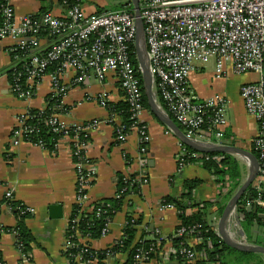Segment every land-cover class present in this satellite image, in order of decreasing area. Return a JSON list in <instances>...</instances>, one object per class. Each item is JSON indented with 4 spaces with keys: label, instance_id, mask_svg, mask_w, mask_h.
<instances>
[{
    "label": "crops",
    "instance_id": "obj_1",
    "mask_svg": "<svg viewBox=\"0 0 264 264\" xmlns=\"http://www.w3.org/2000/svg\"><path fill=\"white\" fill-rule=\"evenodd\" d=\"M126 1L129 0H80L79 5L87 14H95L101 9L115 10ZM10 3L16 17L25 14L38 17L44 12L64 16L66 13V6L59 0H11ZM50 42L46 37L42 44L46 46ZM13 49L14 43L10 38L0 39V258L4 264H70L66 254L69 248L66 231L76 204L78 183L71 140L60 138L55 151L50 152L17 133L23 113L30 108L46 107L51 81L45 75L32 97L18 98L8 76V70L16 62ZM73 79L72 72H65L61 77L67 91L63 96L65 109L59 112L58 121L63 126H87L83 133L89 141L83 145L85 159L81 162L88 163L92 172L85 189L88 205L115 198L119 191V176L128 182L135 180L138 186V191L129 189L126 193L121 209L109 221L107 234L89 240V247L100 251L116 243L123 235L127 212L139 221L135 241L158 237L168 240L175 234L179 218L177 209L163 204V200L167 196L180 199L184 181L190 179L201 180L191 195L194 202L213 201L208 221L218 233L215 203L226 197L228 182L222 185L198 162L185 163L180 169L179 157L185 151L184 145L150 108L144 107L138 119L139 126L145 127L148 140L141 142L140 130L136 126L125 133V140H118L116 127L121 125V117L110 114L108 108L99 102L100 97L111 104L125 101L113 73L102 79L89 74L79 84ZM257 79L256 73L235 74L230 67L225 74L216 76L213 61L197 65L188 79L190 89L200 100L215 94L225 97L226 135L232 138L234 145L251 153V142L257 136L258 126L247 112L239 89L242 84ZM91 122L97 125L88 126ZM143 146L144 151L141 152ZM234 157L239 161L243 183L248 175V163L240 156ZM256 185L255 181L252 186ZM259 191L264 193V182L260 184ZM6 192H11V200L6 198ZM7 201L18 202L28 210L25 224L33 236L28 258L17 247L14 230L17 218ZM51 206H59V209L53 211ZM195 211L196 208H188L186 213ZM197 242L193 237L186 238L189 246H195ZM175 247L168 240L159 252V258L140 264H180L179 259L172 255ZM116 258L122 263L127 256L120 254Z\"/></svg>",
    "mask_w": 264,
    "mask_h": 264
},
{
    "label": "built area",
    "instance_id": "obj_2",
    "mask_svg": "<svg viewBox=\"0 0 264 264\" xmlns=\"http://www.w3.org/2000/svg\"><path fill=\"white\" fill-rule=\"evenodd\" d=\"M5 0L1 10L0 39L10 38L14 43L15 60H24L23 74L28 90H19L18 84H11L17 90L16 96L27 99L34 95L40 80L48 75L51 81L50 96H63L67 91L61 82L65 72L74 74V82L79 84L92 74L102 79L113 73L120 85L124 100L131 110V118L138 124L141 142L148 140L144 125L139 126V115L144 109L142 85L137 68L130 61V46H135L136 26L134 10H108L95 14H87L79 4L66 9L64 16L44 12L40 16L25 14L15 16L10 3ZM64 4V3H63ZM131 5V3H130ZM133 8V6H132ZM140 18L143 23L148 69L153 77L152 91L154 98L174 122L181 128L184 135L203 145H234L232 138L226 135L227 101L224 96L215 94L200 100L194 95L188 84L190 72L197 66L214 62L216 76H221L230 69L235 74L256 73L255 82L242 84L239 92L247 112L256 120L257 136L252 140L253 149L261 154L259 175L256 179V190L264 182V0H140ZM52 35L49 48L44 54L40 50L44 36L41 32ZM60 61L57 73H45L46 66L53 61ZM101 105L105 99L100 97ZM65 108L58 109L50 115L48 123L53 130L61 131L73 128L86 132L87 126H63L58 121V114ZM28 111L19 119L17 133L24 134V122ZM91 122L88 126H96ZM205 125L204 128L202 126ZM123 125L116 127L117 139L125 140ZM67 137V132L64 136ZM70 139V138H69ZM72 153L79 155L84 144L78 145ZM185 151L179 157V168L186 163V157H196L195 153ZM144 146L141 147V152ZM218 161L221 157H215ZM247 162V161H246ZM77 173L76 204L81 210H92L88 205L85 189L92 178L88 163L75 162ZM115 194V198H124L135 180L127 181ZM124 195V196H123ZM11 200V192H6ZM167 206L171 204H165ZM250 206V203L247 204ZM26 211L28 212L27 208ZM31 211V210H30ZM100 208L97 209L99 213ZM218 218V217H217ZM228 221V232L231 228L242 230L237 207L231 211ZM219 218L215 222L218 223ZM109 221L102 229L100 236L108 232ZM238 227V228H237ZM194 229L186 231L179 228L174 234L182 237L192 235ZM78 241L84 245L83 250L75 254L78 264H90L82 261V252L91 250L87 237L76 231ZM232 237V236H231ZM247 237V236H246ZM233 238V237H232ZM234 239V238H233ZM248 239V238H247ZM249 244L246 239H235ZM68 246L75 244L67 240ZM146 253L137 255L140 262ZM172 255L181 256L187 262H195L200 254L192 247L181 245L172 250Z\"/></svg>",
    "mask_w": 264,
    "mask_h": 264
},
{
    "label": "trees",
    "instance_id": "obj_3",
    "mask_svg": "<svg viewBox=\"0 0 264 264\" xmlns=\"http://www.w3.org/2000/svg\"><path fill=\"white\" fill-rule=\"evenodd\" d=\"M67 8L79 4L80 0H59ZM5 3V0H0V22L2 20L1 10ZM127 10L132 12L133 8L130 5V1L126 3H121L119 8L115 10ZM108 11V9H101L100 12ZM42 35L48 36V39L52 40V35L47 32H41ZM48 45L42 47L40 50L41 54H44ZM21 51H13V54L20 53ZM130 61L135 67H139L138 60L136 56L135 46H130ZM24 60H16L13 68L8 70V76L10 83L18 84L19 90H28V85L25 84V75L22 73ZM60 70V61H53L46 66L44 72L57 73ZM137 74L140 78L141 85L142 76L141 71L137 68ZM13 93L17 94V90L13 89ZM142 100L145 108H149L146 95L142 87ZM61 96L47 97V105L44 109L30 108L28 110L27 118L24 122L23 137L26 141L33 144L40 145L50 152L55 151V146L60 138L64 136V132H67V136L70 139L75 138L78 145L85 144L89 141V137L83 132L76 131L73 128L68 130L56 131L53 130L54 126L48 123L50 115L65 107L61 105ZM105 107L108 108L110 114L119 115L121 117L123 125V133H129L130 129L137 127L138 124L133 118H131V110L126 101L119 102L117 104L105 103ZM205 125L202 126L204 128ZM252 153L258 158L261 156L258 150L253 149ZM71 151L74 153L77 148L74 142H71ZM187 151L190 153H195L196 157H186V163L198 162L202 168L207 170L212 175L217 177V181L224 185L226 182H230V186L226 197L222 202L215 203L216 214L221 215L225 207L226 201L229 196L236 191L241 185V172L239 161L234 157V155L229 153L220 152H208L201 153L186 147ZM215 157H221L220 160H216ZM73 159L76 162H81L84 158L83 151L79 152V155L73 154ZM264 163V157H263ZM264 169V165L262 166ZM200 179H190L184 181V192L180 199H175L167 196L163 200V204H171L178 211L179 225L176 231L183 227L186 231L194 229L192 235H183L182 237H177L175 235L171 236L168 240L172 242L174 246H189L186 243V238L193 237L198 242L192 247L196 252L200 254V258L196 260L193 264H249L251 260L261 254L253 252H245L237 250L229 245H227L218 235L215 229H213L208 221V216L211 213V207L214 204L213 201H200L194 202L192 198L193 190L200 184ZM118 188L126 186L127 183L124 181L123 176L118 177ZM131 190L134 192L138 191L137 184H132L130 186ZM252 196V200L247 199L246 194ZM245 195L241 197L237 204V213L245 234L247 238L253 244H263L264 243V193L256 190L255 186H250L247 189ZM124 196V195H123ZM8 205L11 207L17 218V225L15 227V239L17 247L20 252L23 253L25 258H28V254L31 252V243L33 241V236L31 235L29 229L26 227L25 219L29 216L26 211V207L15 201H7ZM123 203V198H108L93 204L92 210H81L80 206L77 204L73 205L72 215L69 220L66 238L70 243L75 244L73 247L67 248V256L69 258L70 264H78L74 260V255L79 251L83 250L84 245L81 244L77 237L76 231L80 233L81 236L87 237L89 240L96 239L100 237V233L104 228L105 224L110 221L113 215L121 209ZM250 206H255V210H247V204ZM100 208L99 213L97 209ZM188 208H196L195 212L187 214L186 210ZM210 210V211H209ZM139 224L138 219H134L132 215L127 212L126 214V224L123 230L122 237L116 241L112 246L96 251L88 250L82 252V261H92L90 264H140V261L135 258L137 255L145 252V258L141 262H146L151 259L159 258V252L165 245L166 239L158 237L155 239L141 238L139 241H135L136 236V226ZM120 254H126L127 258L124 262L119 263L117 256ZM263 256V255H262ZM179 259L180 264H190L186 262L181 256H176ZM0 264H4L0 258Z\"/></svg>",
    "mask_w": 264,
    "mask_h": 264
},
{
    "label": "water",
    "instance_id": "obj_4",
    "mask_svg": "<svg viewBox=\"0 0 264 264\" xmlns=\"http://www.w3.org/2000/svg\"><path fill=\"white\" fill-rule=\"evenodd\" d=\"M134 10L135 26H136V36H135V51L138 60V65L141 71L142 76V87L147 98V102L150 110L168 126L175 136L181 141V143L191 148L194 151L201 153L208 152H220V153H229L242 157L248 163V175L239 188L234 192V194L228 199L225 204V207L220 215V218L217 223V231L219 237L229 246L245 252H253L261 254L264 256V243L263 244H244L236 241L231 237L228 232V221L231 214V211L237 207V204L241 197L246 194L247 189L254 184L258 175H259V162L256 156L236 145H203L197 142H194L188 139L181 128L174 122L169 114L164 110H161L157 105V102L154 98L152 85L153 77L148 69V60L146 53L145 37H144V28L143 23L140 18V0H129ZM249 201L252 200L250 194H246ZM59 206H51V210H58ZM255 206H247V210H255Z\"/></svg>",
    "mask_w": 264,
    "mask_h": 264
},
{
    "label": "rangeland",
    "instance_id": "obj_5",
    "mask_svg": "<svg viewBox=\"0 0 264 264\" xmlns=\"http://www.w3.org/2000/svg\"><path fill=\"white\" fill-rule=\"evenodd\" d=\"M227 186H228V188H229V186H230V182H228V184H227ZM234 192L235 191H233V193L231 194V196L234 194ZM231 196H229V198L231 197ZM228 198V199H229ZM228 199H227V201H228ZM226 201V202H227ZM217 217L218 218H220V216L219 215H217ZM241 224V223H240ZM241 227H242V230H243V232L245 231L244 229H243V226L241 225ZM238 228V227H237ZM245 233V232H244ZM231 236L234 238V239H237V240H239V239H246V241L249 243V244H252V242L249 240V239H247V235L245 234H242L241 235V233L238 231V230H236L235 228H231ZM249 264H264V256H262V255H258L257 257H255L253 260H251L250 261V263Z\"/></svg>",
    "mask_w": 264,
    "mask_h": 264
}]
</instances>
